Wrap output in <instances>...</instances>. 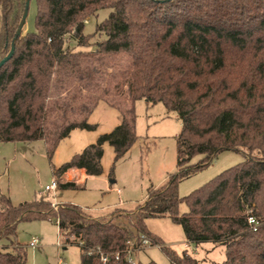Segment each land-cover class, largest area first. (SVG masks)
Listing matches in <instances>:
<instances>
[{
    "label": "trees",
    "instance_id": "1",
    "mask_svg": "<svg viewBox=\"0 0 264 264\" xmlns=\"http://www.w3.org/2000/svg\"><path fill=\"white\" fill-rule=\"evenodd\" d=\"M36 3L35 31L18 38L13 57L0 69V143L42 141L52 159L72 131H94L89 117L101 101L108 103L121 113V123L54 169L59 188L76 189L62 183V175L78 168L101 176L106 144L115 152L113 170L139 139L136 105L145 101L179 116L178 163L167 183L151 187L135 210L116 208L103 217L72 204L54 206L42 195L14 204L0 194V264H27L19 225L45 221L57 225L64 244L81 247L79 264H103L99 255L87 254L97 248L111 257L107 264H130L126 243L140 235L160 246L171 264H199L151 233V219L181 226L189 244L223 246V264H264V0ZM25 7L26 0H0V62ZM103 10L107 18L86 34L87 23ZM98 36L103 39L93 43ZM228 151L244 161L179 195L183 181ZM182 204L188 211L181 214Z\"/></svg>",
    "mask_w": 264,
    "mask_h": 264
},
{
    "label": "rangeland",
    "instance_id": "2",
    "mask_svg": "<svg viewBox=\"0 0 264 264\" xmlns=\"http://www.w3.org/2000/svg\"><path fill=\"white\" fill-rule=\"evenodd\" d=\"M108 10L100 12L98 19L87 23L86 34H93L97 23L107 18ZM37 15L36 0H32L29 16L25 25L24 34L35 31ZM96 37L92 40H101ZM76 50H80L77 48ZM124 56H120L121 58ZM122 58V59H123ZM137 135L139 142L137 158L131 163V158L114 165L115 152L111 145L104 146L103 175L92 178L85 186L76 189L59 188L55 194L43 193L45 187L51 184L56 177L54 169H58L68 162L72 156L82 152L87 146L97 142L101 135L112 132L122 120L119 110L101 101L92 115L89 123L95 124L94 131L74 130L58 145L52 159L48 156L47 146L44 142L33 143H0V189L9 195L14 204L32 201L42 197L48 198L52 203L72 204L81 207L93 217H103L111 214L116 208L133 211L147 199L148 190L156 187L167 172L174 173L177 169V141L182 124L175 112H169L163 104L147 105L140 101L136 105ZM142 147V148H140ZM202 156L196 157L197 163ZM244 156L235 152H224L205 170L198 172L183 181L179 187V195L186 197L199 189L225 170L244 161ZM111 178L119 180L125 186L126 192L121 197L116 193V184ZM188 211L186 204L180 206V212ZM122 225L128 227L129 222L123 218ZM148 229L173 249L178 255L188 251L199 264H223L226 259L225 248L212 243L199 246L190 244L186 248L187 240L181 226L169 219H151L147 221ZM33 237L40 239L37 248H31ZM18 241L28 249L27 264H79L82 249L75 244H64L57 225L53 222L22 223L18 228ZM64 244V245H61ZM141 264L155 262L156 264H171L160 247L143 249L136 256Z\"/></svg>",
    "mask_w": 264,
    "mask_h": 264
},
{
    "label": "built area",
    "instance_id": "3",
    "mask_svg": "<svg viewBox=\"0 0 264 264\" xmlns=\"http://www.w3.org/2000/svg\"><path fill=\"white\" fill-rule=\"evenodd\" d=\"M75 179L78 180L77 178H75ZM57 189H58V182L56 180H54L51 184L47 185L45 187L43 193H40V194H50V193L55 194V191ZM53 205L58 206L55 203H53ZM249 223L252 225L256 224V220L254 218H250ZM39 244H40V239L37 237H33L31 242H30V247L35 249L38 247ZM61 245H63V244L61 243ZM81 246H84L83 243L81 244ZM149 247H160V246H154L152 244V242L149 240V238L146 237L145 235H140V238L138 240L137 239L128 240L126 243V249L124 251L127 261L130 264H141V263H138L136 261V256L143 249L149 248ZM87 254L88 255H93V254L99 255L100 260L103 264L109 263L110 258H111L109 255L104 254L100 248L88 250ZM120 258H121V253L114 254L115 260L118 261V260H120Z\"/></svg>",
    "mask_w": 264,
    "mask_h": 264
},
{
    "label": "crops",
    "instance_id": "4",
    "mask_svg": "<svg viewBox=\"0 0 264 264\" xmlns=\"http://www.w3.org/2000/svg\"><path fill=\"white\" fill-rule=\"evenodd\" d=\"M139 140H140V137H139L138 141L134 144V146L129 150V152L123 158H121L118 161V164H120L121 162L128 160L130 158H131V163L135 161V158H137V155H138V153H137L138 151H137V148L135 147V145L139 142ZM140 148H142V147H140ZM102 165H103V159H102ZM101 176H99V177H101ZM168 176H169V173L167 172L165 178H162L160 180V182H159V184H157L156 188L164 186L168 181ZM99 177H90L87 175L85 169L74 168V169L68 170L67 172H65L62 175V183H75L77 186H85L92 178H99ZM75 178H77L78 180H76ZM111 183L116 184L115 188L112 190H115L116 193L120 196L119 199H120V202L122 203L121 197L126 192L125 186L120 184L119 180H115L114 178H111ZM0 194L7 195L6 193L2 192L1 189H0ZM39 196H40V194H39ZM186 248H190L189 243H187Z\"/></svg>",
    "mask_w": 264,
    "mask_h": 264
},
{
    "label": "water",
    "instance_id": "5",
    "mask_svg": "<svg viewBox=\"0 0 264 264\" xmlns=\"http://www.w3.org/2000/svg\"><path fill=\"white\" fill-rule=\"evenodd\" d=\"M31 2H32V0H26V7H25V11H24V15H23L20 27H19V29H18V31L16 33V36H15V38L13 40V43H12L11 50H10L9 54L6 56L5 59H3L0 62V69L4 66L5 63H7L13 57V55L15 53L16 42H17L18 38L23 34L24 29H25V25L27 23Z\"/></svg>",
    "mask_w": 264,
    "mask_h": 264
}]
</instances>
